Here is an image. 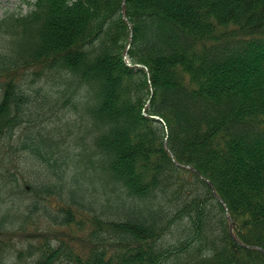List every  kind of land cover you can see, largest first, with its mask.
Masks as SVG:
<instances>
[{"label": "trees", "instance_id": "trees-1", "mask_svg": "<svg viewBox=\"0 0 264 264\" xmlns=\"http://www.w3.org/2000/svg\"><path fill=\"white\" fill-rule=\"evenodd\" d=\"M17 1L0 264H264V0Z\"/></svg>", "mask_w": 264, "mask_h": 264}, {"label": "rangeland", "instance_id": "rangeland-1", "mask_svg": "<svg viewBox=\"0 0 264 264\" xmlns=\"http://www.w3.org/2000/svg\"><path fill=\"white\" fill-rule=\"evenodd\" d=\"M19 3L20 2H18L17 0H0V17L3 15L4 10L6 8L10 9V10H16V9H20V8H23V10L28 9V7L25 4L20 5ZM21 163H23V161ZM19 169L22 170V172L26 176V179H27L26 183L29 182V184H31V181H33L32 179L34 178L32 175L34 173H36L38 171V169H36L35 170L36 172H34L33 174H30V175H29V172H32L33 170H27L26 167H24V165L21 164ZM83 176L85 179L83 180L80 178L79 179L80 182L86 181L89 183H93L99 189V185L101 183V173L99 171H94V170L84 171Z\"/></svg>", "mask_w": 264, "mask_h": 264}, {"label": "bare ground", "instance_id": "bare-ground-1", "mask_svg": "<svg viewBox=\"0 0 264 264\" xmlns=\"http://www.w3.org/2000/svg\"><path fill=\"white\" fill-rule=\"evenodd\" d=\"M125 3H126V0H123V3H122V8H124V6H125ZM132 30H131V38H130V42H129V44H128V46H127V51H126V53H125V57L126 58H129V55H128V50H129V48L131 47V45H132ZM156 118H158V119H160V120H163L164 121V119L163 118H161L160 116H158V115H156L155 116ZM166 145H167V143H166ZM168 150H170V148H169V146H167L166 147ZM208 182L210 181L209 179H206ZM211 182V181H210ZM212 183V182H211ZM213 185V184H212ZM232 222V221H231ZM232 225H233V223H232ZM231 227V229H230V231H231V234L234 236V232H233V230H232V226H230ZM235 237V236H234Z\"/></svg>", "mask_w": 264, "mask_h": 264}, {"label": "water", "instance_id": "water-1", "mask_svg": "<svg viewBox=\"0 0 264 264\" xmlns=\"http://www.w3.org/2000/svg\"><path fill=\"white\" fill-rule=\"evenodd\" d=\"M210 182V181H209ZM211 183V182H210ZM211 185H212V183H211ZM213 186V185H212ZM231 226H232V222H231Z\"/></svg>", "mask_w": 264, "mask_h": 264}]
</instances>
